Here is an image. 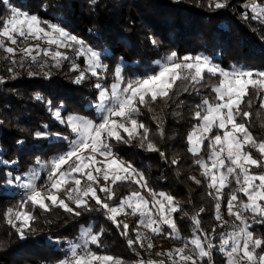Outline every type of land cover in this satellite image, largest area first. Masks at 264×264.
<instances>
[{
  "label": "snow or ice",
  "instance_id": "snow-or-ice-1",
  "mask_svg": "<svg viewBox=\"0 0 264 264\" xmlns=\"http://www.w3.org/2000/svg\"><path fill=\"white\" fill-rule=\"evenodd\" d=\"M0 4L9 10L7 18L0 16V20H3L0 26V50L6 54L2 58L13 65L8 68L13 77L16 75L15 66L24 67L26 62L42 69L48 67L49 61L52 67H61L64 61L72 60L68 51H61L67 49L74 52L76 57H83L86 64L85 69L81 70L78 64L71 63L69 70L78 73L73 83H82L88 74L97 78L94 84L97 98L91 107L96 111L98 120L79 115H68L64 119L60 109L53 113L70 130L71 138L60 133L53 134L68 141V150L45 163L37 159L40 168L47 170L40 187L37 181L41 180V174L35 169L14 176L11 172L7 173L5 184H16L24 190L19 205L5 213L6 223L16 230L21 239L26 231L33 230L37 219L34 211L37 208L42 212L60 208L75 217H79L82 211L103 210L106 219L117 229H122L120 234L127 238V245L133 250L135 245L144 248L145 241L147 249L153 247L148 233L165 236L182 245L157 253L158 256H166L167 262L140 259L136 264H214V250L225 257V264H264V236L256 237L251 230L252 223L264 224V171H253L264 169V140L258 141L249 131L247 123L238 122L240 119L247 121L251 116L250 111L241 109L242 104L249 109L252 106L251 99L245 100L250 96V89L258 95L264 91V71L235 66L225 70L207 56L179 57L173 51L154 62L155 70L134 78L125 77L123 66H117L113 71L112 83L106 85L101 82L107 71L101 52L61 25L42 22L37 15L12 6L10 0H0ZM206 4L209 9H221L227 7V0H206ZM245 7L252 13V19L264 22V6L260 5L259 0ZM243 18L247 20L248 13H244ZM30 39L41 41L45 46L32 44ZM151 42L157 44L154 39ZM20 43L25 47H19ZM17 55L20 56L19 60L15 58ZM206 74L209 78H219V82L211 86L215 100L210 101L205 96L195 106L194 117L199 123L187 136L188 152L196 158L194 163L207 182L208 195L215 200V219L221 221L220 227H229V230L217 234L213 227L211 233L205 232L199 218L204 212L201 208L190 217L192 235L186 238L179 233L174 218L175 213L183 211L176 198L150 188L142 172L115 154L112 142L131 143L137 140L146 151L159 152L150 139L151 130L138 120L141 108L151 111V106L158 100H172L180 92L200 95V88L206 86L203 83ZM28 75L37 73L29 71ZM43 75L48 77L51 72L45 71ZM36 98L42 99L39 96ZM48 104L51 105V101ZM260 106L264 109V101ZM160 123L157 120V133L163 136L164 129ZM44 127L47 128V125ZM34 135L42 138L48 133L37 131ZM205 149L208 151L207 158L201 155ZM253 151L259 153L258 158ZM160 155L166 159L163 152ZM170 163L176 165L180 161L174 158ZM190 179L196 184L201 183L194 176ZM118 184H134L137 190L120 197L119 203L113 205L109 201L117 198L114 186ZM226 188L230 189L226 201L227 213L235 218L231 226L223 221L221 213ZM240 193L246 200L241 198ZM93 201L97 206L95 209L91 203ZM29 205L31 211L28 210ZM184 215L188 216V213L184 212ZM121 216L139 217L136 227L131 229L134 238L129 237L130 225L118 219ZM141 228L145 231H141ZM102 235L103 229L96 232L93 225H82L79 235L69 243L70 254L58 264H126L121 257L92 250V246L100 247ZM214 240L218 243H214ZM136 254L140 255L139 252Z\"/></svg>",
  "mask_w": 264,
  "mask_h": 264
},
{
  "label": "trees",
  "instance_id": "trees-1",
  "mask_svg": "<svg viewBox=\"0 0 264 264\" xmlns=\"http://www.w3.org/2000/svg\"><path fill=\"white\" fill-rule=\"evenodd\" d=\"M10 2L24 12L37 15L42 22L61 25L101 52L102 62L107 66L103 74L105 78L101 81L106 85L112 83L113 71L117 66H123L125 77L134 78L155 70L154 62L173 51L179 57L207 56L225 70L235 66L264 71V22L252 19V13L245 7L255 0H227V7L221 9H209L206 0ZM259 3L264 6V0H259ZM8 12L0 4V16L7 18ZM244 13L249 15L247 20L243 18ZM2 23L3 20H0V26ZM150 38L156 40L157 44L153 45ZM5 55L0 50V264H58L69 252V243L79 235L81 226L89 224L94 226L96 232L103 229L100 247L92 246L93 251L121 257L126 264H136L140 259L148 261L136 246L135 250L128 247L127 238L120 234L122 229H117L106 219L103 210L82 211L79 217H75L60 208H53L50 212L37 208L34 211L37 219L33 230L26 231L23 239L6 223L5 213L9 208H16L24 196V190L18 185L5 184L7 173L11 172L14 176L41 169L37 159L45 163L51 155L68 150L67 141L53 135L60 133L69 136L70 132L65 124L55 118V110L60 109L62 118L71 113L85 114L93 120H98V117H95L93 108H86L97 98V90L92 88L97 82L96 77L88 82L73 83L78 73L69 70L71 61H64L59 68L49 67L51 75L48 77L26 62L24 67L15 66L16 75L13 77V73L8 71L13 65L2 58ZM15 58L19 60L20 56ZM81 63H85L84 58ZM29 71L37 75L29 76ZM218 82V77L209 78L206 74L203 82L206 86L200 88V95L180 92L172 100H158L151 106V111L141 108L138 120L151 130L150 139L159 152L146 151L137 140L131 143L112 142L113 150L120 154L122 160L131 162L144 174L150 188L176 198L183 211L175 213L174 218L179 233L186 238L192 235L190 217L201 208L204 212L199 218L205 232L211 233L213 227L217 234L229 230V227H220L221 221L214 217L215 200L208 195L207 182L194 163L196 158L188 152L187 142L193 126L199 123L194 117L195 106L205 96L210 101L215 100L211 86ZM37 96L42 99L38 100ZM248 99L252 101L251 108L242 104L241 109L250 111L251 116L247 121L240 119L238 122L247 123L253 136L258 141L264 140V109L260 106L264 101V91L258 95L250 89V96L245 97L246 101ZM48 101H51V105ZM157 120L161 121L163 136L157 133ZM37 131L48 135L37 138L34 135ZM160 152L165 154L166 159L161 157ZM201 155L207 158V149ZM253 155L259 157L255 151ZM174 158L180 163L171 164ZM44 170L41 169V175ZM193 176L201 183L196 184L190 179ZM232 187H235L234 183ZM114 190L117 198L109 201L113 205L119 203L120 197L137 190V186L118 184ZM229 191V188L224 190V201ZM100 195L103 197V194ZM240 196L246 200L243 194ZM91 203L94 209L97 208L94 201ZM28 210H32L30 205ZM249 220L251 223V217ZM223 221L230 226L226 219ZM251 230L256 237L264 236L262 223H252ZM56 240L60 242H53ZM176 245L181 243L176 241ZM213 261L214 264H225V257L214 250Z\"/></svg>",
  "mask_w": 264,
  "mask_h": 264
},
{
  "label": "built area",
  "instance_id": "built-area-1",
  "mask_svg": "<svg viewBox=\"0 0 264 264\" xmlns=\"http://www.w3.org/2000/svg\"><path fill=\"white\" fill-rule=\"evenodd\" d=\"M30 43L32 44H41L39 42H33V41H30ZM11 46V45H10ZM19 47L23 48L25 47V44L23 43H20L18 45ZM42 47H44L45 45L41 44ZM15 47V46H14ZM61 51H68V55L70 57H72V60L78 64L80 66V69L81 70H84V67L81 63V58L80 57H76L75 56V53L72 52V51H69L67 49H61ZM38 66V65H37ZM39 67V66H38ZM40 68V67H39ZM41 70H45L46 68L42 69L40 68ZM70 131V130H69ZM69 137L71 138V134L69 132ZM67 147H69V143L67 141ZM114 151V150H113ZM115 154L122 160L120 154L117 152V151H114ZM63 153V152H62ZM58 154L60 153H56V154H53L51 155L47 162L50 161L51 159L55 158ZM124 161V160H123ZM46 169L44 170L43 174L41 175V180L40 181H37V186L40 187L41 185V182L44 178V175L46 174ZM145 195H147V193L145 192L144 193ZM242 193H240L241 195ZM150 199V198H149ZM227 201V200H226ZM226 201H224L222 203V207H221V213H222V217L223 219H227L230 223V226L232 225L233 221L235 220L234 217L232 216H229L228 213H227V207H226ZM122 220H124V222L128 223L130 225V230H129V234L131 235L132 238H134V233L131 231L132 228L136 227V222L137 220L139 219V217H133V216H121ZM238 223V222H236ZM141 231H145L143 228L140 229ZM167 231V229H166ZM149 237L151 238V241H152V244H153V247H156L157 245L159 244H170V245H175L176 244V241L175 240H172L170 238H165V236H153L151 233H148ZM145 243V247L144 248H140L139 245H135L138 250L142 253V255L148 259V260H151V261H160V260H165L167 262V258H165L164 256H158L157 253H155L154 251H152L151 249H147V241L144 242ZM70 253L68 252L66 255H69ZM66 257V256H65ZM65 259V258H64Z\"/></svg>",
  "mask_w": 264,
  "mask_h": 264
},
{
  "label": "rangeland",
  "instance_id": "rangeland-1",
  "mask_svg": "<svg viewBox=\"0 0 264 264\" xmlns=\"http://www.w3.org/2000/svg\"><path fill=\"white\" fill-rule=\"evenodd\" d=\"M30 41H33V42H39V43H41V41H38V40H32V39H30ZM81 59L83 58V57H80ZM43 59H48V58H43ZM71 61V63L72 62H74L73 60H70ZM34 66H36V69H37V71L38 72H41V73H44L45 71H49V67H52L51 66V61H49V64H48V67L45 69V70H41L36 64H33ZM83 65V67H84V69H85V67H86V64L85 63H83L82 64ZM92 78H94L93 76H91V74H88V78L85 80V81H90V80H92ZM102 82V81H101ZM96 83V82H95ZM94 83V84H95ZM103 83V82H102ZM94 84H93V89L94 90H96L95 88H94ZM105 84V83H104ZM96 100H94V101H92V102H90L88 105H86V108H93V107H91V105L95 102ZM69 115H79V116H83V117H86V118H88V119H93V118H89L88 116H86L85 114H75V113H71V114H69ZM68 116V115H67ZM67 116L66 117H63L64 119H66L67 118ZM95 117H97V114H96V111H95ZM69 130V129H68ZM60 153H62V152H60ZM56 154V153H55ZM37 172H41V169H38V170H36ZM227 220V219H226ZM228 221V220H227ZM229 222V221H228ZM165 246V247H164ZM182 245H170V244H159V245H157L156 247H152L151 248V250L152 251H154L155 253H164V252H166V251H168V250H171V249H173V248H177V247H181ZM165 258H167L166 256H164Z\"/></svg>",
  "mask_w": 264,
  "mask_h": 264
}]
</instances>
